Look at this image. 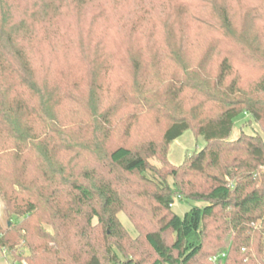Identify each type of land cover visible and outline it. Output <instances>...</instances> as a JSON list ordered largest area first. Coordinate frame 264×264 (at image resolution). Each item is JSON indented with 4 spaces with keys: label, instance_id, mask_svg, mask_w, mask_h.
<instances>
[{
    "label": "trees",
    "instance_id": "1",
    "mask_svg": "<svg viewBox=\"0 0 264 264\" xmlns=\"http://www.w3.org/2000/svg\"><path fill=\"white\" fill-rule=\"evenodd\" d=\"M43 1L31 18L48 25L56 1ZM17 3L0 0V74L10 76L0 86V143L6 140L0 146V198L6 219H16L0 220V253L21 247L28 264H198L210 227L217 226L230 236L220 238L227 251L211 255L212 263L264 264V244L256 243L264 237V139L242 134L231 140L243 113L264 128V7L245 11L241 24L225 6L198 15L217 33L210 51L200 64L150 84L159 92L166 88L173 104H147L150 92L132 101L166 119L159 141L149 129L122 130V110L112 106L95 109L81 137L68 134L55 109L58 90L42 84L20 41L21 34L33 36L36 25L30 18L14 20ZM245 61L262 73L252 85L240 70ZM14 78L23 89L16 95ZM69 85L71 95L75 85ZM189 98H199L202 109H188ZM189 130L206 147L172 165L170 147ZM132 135L135 146L127 144ZM176 201L191 204L183 217L170 208Z\"/></svg>",
    "mask_w": 264,
    "mask_h": 264
},
{
    "label": "rangeland",
    "instance_id": "2",
    "mask_svg": "<svg viewBox=\"0 0 264 264\" xmlns=\"http://www.w3.org/2000/svg\"><path fill=\"white\" fill-rule=\"evenodd\" d=\"M55 1L48 25L41 24V17L31 18L46 4L43 0H17L12 16L16 21L30 18L35 22V34L30 37L21 34L20 41L33 58L42 84L58 90L61 98L55 109L59 123L65 125L68 134L81 137V132L87 131L88 120L94 118L93 111L112 106L122 110L117 116L122 130L126 131L131 125L132 134L137 130L138 134L145 133L149 129L156 133L155 138L159 141L168 125L166 119L153 115L144 105H133L132 101L150 92L147 104L155 100L160 104H173V97L166 93V88L159 92L150 84L155 79L170 78L184 66L200 64L210 51L211 39L217 37V33L203 27L197 21L198 15L209 16L215 6H225L234 22L241 24L245 11L254 6L264 7V0H89L81 6L70 0ZM211 23H215V18ZM240 70L251 85L262 75L246 61ZM9 77L0 74V86ZM11 82L14 84L12 95L23 90L18 79H11ZM70 83L75 85L71 95L66 92ZM186 106L202 109L199 98H189ZM147 112L154 121L147 117ZM147 122L151 123L150 127ZM242 134L260 135L264 139L263 125L243 113L235 120L231 140H237ZM132 138L133 135L127 144L135 146ZM5 142L4 139L0 146ZM205 147L204 138L189 130L171 145L168 159L172 165L181 166L188 155ZM149 162L160 167L156 160ZM190 207L191 204L176 201L170 208L183 217ZM119 219L133 238L139 236L126 213H120ZM0 220L3 224L16 221L14 217L8 220L4 216L1 198ZM93 223L97 226V220ZM216 227H210L208 243L198 264H214L216 257L211 262L210 256L227 251L224 250L225 241L220 238L230 236V232L224 234ZM169 239L174 240V236L170 235ZM259 242L264 244V237L257 238L256 243ZM25 256L27 251L21 247L14 252L4 250L0 253V264H28L23 260Z\"/></svg>",
    "mask_w": 264,
    "mask_h": 264
}]
</instances>
